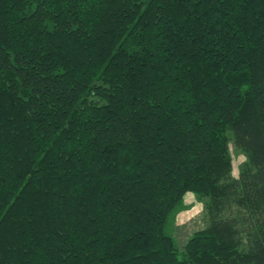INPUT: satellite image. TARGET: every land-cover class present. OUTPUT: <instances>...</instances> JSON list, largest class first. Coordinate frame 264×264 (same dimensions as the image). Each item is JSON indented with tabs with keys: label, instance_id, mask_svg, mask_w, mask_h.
<instances>
[{
	"label": "trees",
	"instance_id": "16d2710c",
	"mask_svg": "<svg viewBox=\"0 0 264 264\" xmlns=\"http://www.w3.org/2000/svg\"><path fill=\"white\" fill-rule=\"evenodd\" d=\"M0 264H264V0H0Z\"/></svg>",
	"mask_w": 264,
	"mask_h": 264
},
{
	"label": "rangeland",
	"instance_id": "374dc122",
	"mask_svg": "<svg viewBox=\"0 0 264 264\" xmlns=\"http://www.w3.org/2000/svg\"><path fill=\"white\" fill-rule=\"evenodd\" d=\"M229 152L232 160L233 170L232 176L237 177L239 169L246 163L244 153L235 147L233 139L229 142ZM186 210L181 211L177 217L175 225L172 228V234L177 240L178 247L182 248L188 238L196 231L204 227L202 214V205L199 203L192 193H188L184 197Z\"/></svg>",
	"mask_w": 264,
	"mask_h": 264
}]
</instances>
